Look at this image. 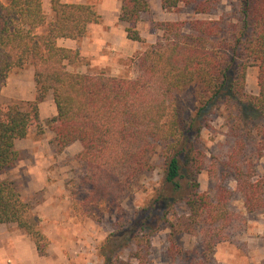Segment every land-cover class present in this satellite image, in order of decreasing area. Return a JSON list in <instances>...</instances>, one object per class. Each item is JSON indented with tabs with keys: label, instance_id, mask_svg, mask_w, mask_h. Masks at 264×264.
I'll return each instance as SVG.
<instances>
[{
	"label": "trees",
	"instance_id": "obj_1",
	"mask_svg": "<svg viewBox=\"0 0 264 264\" xmlns=\"http://www.w3.org/2000/svg\"><path fill=\"white\" fill-rule=\"evenodd\" d=\"M219 3L161 0L166 10L191 6L196 14H210ZM50 4L53 18L47 22L43 0L7 4L0 0V93L10 74L28 65L34 68L37 88L34 100L0 104V176L23 159L16 142L34 129L43 133L39 105L51 92L56 107L51 126L55 146L62 151L74 142L82 144L78 158L85 165L92 200L110 202L123 212L122 199L142 174L154 169L152 156L161 146L162 190L135 217L134 237L146 240L149 249L148 237L159 223L169 220L170 209L183 202L187 214L169 222L172 247L180 248L178 235L198 229L206 245L203 253L180 249L183 262L178 264H219L213 249L226 239L225 228L233 215L221 197L201 190L199 177L207 162L199 146L206 127L203 113L212 104L224 105L237 113L234 122L241 125L247 114H254L261 118L258 130H264V0H236L237 21L225 25L224 17L193 19L187 30L180 21L159 22L163 36L139 56L138 75L133 79L103 71H70L68 67L79 63L81 54L61 46L59 40L85 36L100 15L88 4L66 0H50ZM149 11V0H122L119 19L128 24L129 39L144 41L136 25ZM45 25V31H37ZM253 65L258 67L257 95L246 92L247 70ZM192 84L201 86L203 93L195 114H187L178 92ZM240 150L234 151L232 159L242 157ZM238 166V185L247 209H263L264 181L251 161ZM30 210L15 183L0 179V225L16 223L24 228L43 254L40 241L45 237L29 222ZM133 256L139 264H148V252L139 249ZM106 262L112 264L113 257L106 255Z\"/></svg>",
	"mask_w": 264,
	"mask_h": 264
},
{
	"label": "rangeland",
	"instance_id": "obj_2",
	"mask_svg": "<svg viewBox=\"0 0 264 264\" xmlns=\"http://www.w3.org/2000/svg\"><path fill=\"white\" fill-rule=\"evenodd\" d=\"M66 1L88 4L100 15L97 23L89 25L85 36L59 40L61 46L78 49L82 57L79 63L68 69L89 74L103 71L130 79L138 75L139 56L163 36L159 22L180 21L186 23L187 30L193 19L218 20L224 17V25L231 20L237 21L236 0H219V5L210 14H196L191 6L169 11L162 7L161 0H149L150 11L142 14L136 25L144 39L139 42L127 37L128 24L119 19L122 0ZM43 8L46 21H51L50 0H43ZM45 29L46 25L37 31ZM257 75L256 65L248 68L246 92L250 95L258 94ZM202 93L198 84L178 92L187 114H195ZM36 94L34 68L28 65L10 74L0 104L31 101ZM39 110L43 133L34 129L28 138L18 142L23 159L0 179L12 180L23 199L31 205L27 218L45 237L40 241L45 252H38L36 239L24 228L16 223L1 224L0 264H107L106 255L113 257L112 264H120L119 260L139 264L133 256L139 249L148 252V264H178L183 262L178 254L180 249L191 253L205 251L206 241L199 229L193 234L178 235L180 248L172 247L169 222H176L187 214L183 202H177L170 209L169 220L159 223V228L148 237L149 249L146 240L143 243L134 237L137 232L135 217L162 190L161 146L152 156L154 169L140 176L130 194L122 199L123 212H120L110 202L92 200L85 165L78 158L82 144L74 142L62 151L55 146L51 126L56 107L51 92L40 103ZM203 118L206 127L199 146L206 153L207 162L199 177L201 190L212 197H221L233 215V221L225 228L226 239L214 246V260L219 264H264V208L247 209L235 168L244 160L251 161L257 177L264 181V130L257 128L261 118L247 114L239 125L234 122L238 118L235 110L230 111L218 104L208 106ZM241 136L244 140L238 144ZM237 148L241 149L242 157L232 159ZM131 232L129 241L127 237Z\"/></svg>",
	"mask_w": 264,
	"mask_h": 264
},
{
	"label": "crops",
	"instance_id": "obj_3",
	"mask_svg": "<svg viewBox=\"0 0 264 264\" xmlns=\"http://www.w3.org/2000/svg\"><path fill=\"white\" fill-rule=\"evenodd\" d=\"M32 67H33V66H32ZM8 82H9V78H8ZM8 82H7V84H8ZM7 84H6V85H7ZM6 85H5V86L2 88V90H1V93H0V102H2V101H1V98H2V96H3V90H4V88L6 87ZM35 97H36V95H35ZM35 97H34V98H35ZM6 103H7V102H6ZM22 140H25V139H21V140H18V141L16 142V148H17L18 150H20L19 147H18V142H19V141H22Z\"/></svg>",
	"mask_w": 264,
	"mask_h": 264
}]
</instances>
